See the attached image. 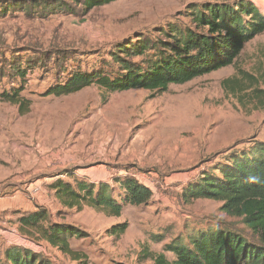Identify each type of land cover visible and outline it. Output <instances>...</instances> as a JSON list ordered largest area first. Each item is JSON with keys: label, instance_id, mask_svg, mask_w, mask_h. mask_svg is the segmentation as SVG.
<instances>
[{"label": "rangeland", "instance_id": "1", "mask_svg": "<svg viewBox=\"0 0 264 264\" xmlns=\"http://www.w3.org/2000/svg\"><path fill=\"white\" fill-rule=\"evenodd\" d=\"M13 1L0 0V93L22 88L32 104L21 114L18 105L0 98V258L20 244L53 264H153L159 254L174 260L164 245L176 236L186 240L209 226L228 227L259 242L241 218L220 209L222 202H186L181 195L187 183L224 162L229 152L264 142V94L256 92L264 91V33L245 45L234 65L163 92L108 93L93 84L54 96L47 95L48 88L73 71L105 65L118 42L141 33L155 36L168 24L186 25L187 5L201 0H117L86 15L47 18L4 13L3 6ZM252 1L264 13V0ZM57 52L65 53V61L48 60ZM15 57L46 61L20 79L9 76ZM105 67L110 72L114 66ZM104 169L114 186L124 173L147 179L155 195L148 204H124L120 216H109L88 206L66 208L50 187L57 178L98 183L96 175ZM40 207L48 208L53 220L84 232L71 240L80 259L20 231L21 214ZM124 222V233L109 232Z\"/></svg>", "mask_w": 264, "mask_h": 264}, {"label": "trees", "instance_id": "2", "mask_svg": "<svg viewBox=\"0 0 264 264\" xmlns=\"http://www.w3.org/2000/svg\"><path fill=\"white\" fill-rule=\"evenodd\" d=\"M114 1L117 0H14L3 9L4 13L18 10L42 18L57 13L82 16ZM185 16L189 23L184 26L172 23L159 27L155 36L141 33L118 42L105 60V65L114 66L110 72L105 65L91 71H73L65 81L48 88L47 95H68L93 84L108 93L132 89L163 92L171 84H183L234 65L245 45L264 33V13L252 0L190 2ZM66 57L64 52H57L48 60L60 63ZM45 61L15 57L9 61V76L24 79L29 69L42 66ZM22 91L19 87L3 91L0 98L18 105L19 112L26 114L32 102ZM256 92L264 94L260 88ZM115 182L117 186L105 180L96 183L76 178L72 183L57 178L50 187L66 208L82 210L88 206L109 216H120L124 204H148L155 195L153 188L131 174L124 173ZM114 187L119 197L114 196ZM181 197L186 202H222L220 209L241 218L259 242L228 227L209 226L189 233L186 240L176 236L164 245L166 251L174 254V260L159 254L153 264H264V142L229 152L224 162L212 164L187 183ZM19 223L20 231L29 238L44 240L73 259H80L71 240L84 237V232L76 225L53 220L48 208L21 214ZM127 228L124 222L113 225L109 232L120 235ZM0 264L53 263L32 248L16 244L5 250Z\"/></svg>", "mask_w": 264, "mask_h": 264}, {"label": "crops", "instance_id": "3", "mask_svg": "<svg viewBox=\"0 0 264 264\" xmlns=\"http://www.w3.org/2000/svg\"><path fill=\"white\" fill-rule=\"evenodd\" d=\"M102 171H103V172L100 173V175H99V173H98V175H96V178L99 179V181H100V180H105V181H106V177H109L110 173H107V172H106V169H104V170H102ZM91 181L96 182L97 180H94V179L91 178Z\"/></svg>", "mask_w": 264, "mask_h": 264}, {"label": "built area", "instance_id": "4", "mask_svg": "<svg viewBox=\"0 0 264 264\" xmlns=\"http://www.w3.org/2000/svg\"><path fill=\"white\" fill-rule=\"evenodd\" d=\"M132 175H134V174H132ZM143 182L146 183L147 185H149L152 188V186L150 185V183H151L150 181H148L147 179H145V181H143Z\"/></svg>", "mask_w": 264, "mask_h": 264}]
</instances>
